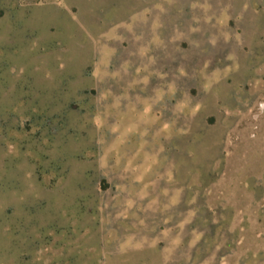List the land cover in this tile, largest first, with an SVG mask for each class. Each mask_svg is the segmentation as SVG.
Returning <instances> with one entry per match:
<instances>
[{"label": "rangeland", "instance_id": "obj_1", "mask_svg": "<svg viewBox=\"0 0 264 264\" xmlns=\"http://www.w3.org/2000/svg\"><path fill=\"white\" fill-rule=\"evenodd\" d=\"M0 264H264V0H0Z\"/></svg>", "mask_w": 264, "mask_h": 264}]
</instances>
